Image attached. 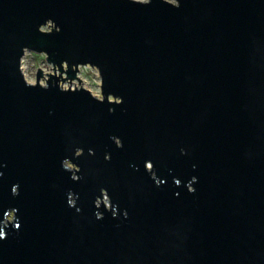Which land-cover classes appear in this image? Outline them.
Returning <instances> with one entry per match:
<instances>
[{
  "label": "water",
  "instance_id": "95a60500",
  "mask_svg": "<svg viewBox=\"0 0 264 264\" xmlns=\"http://www.w3.org/2000/svg\"><path fill=\"white\" fill-rule=\"evenodd\" d=\"M84 67L100 98L62 88ZM0 235V264H264V0H0Z\"/></svg>",
  "mask_w": 264,
  "mask_h": 264
},
{
  "label": "rangeland",
  "instance_id": "374dc122",
  "mask_svg": "<svg viewBox=\"0 0 264 264\" xmlns=\"http://www.w3.org/2000/svg\"><path fill=\"white\" fill-rule=\"evenodd\" d=\"M172 2V0H166ZM38 69H41L45 74H52L53 69L52 66L45 62L43 55L32 54L30 52H26L25 57L23 58V71L25 74V79L29 83L35 82V76ZM78 77L80 79V84L78 81H74L72 84H68L67 82L61 84L62 88H85L91 92L92 95L100 98V79L97 75L95 69L84 67L79 69ZM41 84H44V79L41 80ZM75 84V87H74ZM104 202L107 203V199H104ZM11 214L8 216V219H11Z\"/></svg>",
  "mask_w": 264,
  "mask_h": 264
},
{
  "label": "clouds",
  "instance_id": "9594fccd",
  "mask_svg": "<svg viewBox=\"0 0 264 264\" xmlns=\"http://www.w3.org/2000/svg\"><path fill=\"white\" fill-rule=\"evenodd\" d=\"M132 3H139V4H149L150 0H132ZM176 7H179V4L176 5ZM194 179V178H193ZM4 235H0V238H3Z\"/></svg>",
  "mask_w": 264,
  "mask_h": 264
},
{
  "label": "built area",
  "instance_id": "2783aa9c",
  "mask_svg": "<svg viewBox=\"0 0 264 264\" xmlns=\"http://www.w3.org/2000/svg\"><path fill=\"white\" fill-rule=\"evenodd\" d=\"M25 57V56H24ZM23 57V58H24ZM23 58H22V60H21V68H22V72H23V74H24V71H23ZM24 76H25V74H24Z\"/></svg>",
  "mask_w": 264,
  "mask_h": 264
}]
</instances>
